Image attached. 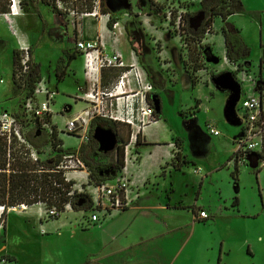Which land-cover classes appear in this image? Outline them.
I'll use <instances>...</instances> for the list:
<instances>
[{
  "label": "rangeland",
  "instance_id": "374dc122",
  "mask_svg": "<svg viewBox=\"0 0 264 264\" xmlns=\"http://www.w3.org/2000/svg\"><path fill=\"white\" fill-rule=\"evenodd\" d=\"M241 1L245 12L236 13L235 22L239 26L254 22L253 19L259 21V18H263L264 21V0ZM1 2L0 9L2 6H8L11 9L13 5L12 0H2ZM98 3L100 5V0H58V5L63 10L62 15L54 14L53 8L45 5L41 0H35L31 3L28 11H25L24 7L20 5L19 12L22 16L17 17L15 23L20 26L25 37L29 40L28 42H30L33 63L42 64L41 79L37 84L41 82L48 83L47 79L50 76L48 85L57 92L55 102L52 105L55 118L53 119L54 122L49 123V131L52 132L53 127L57 128L59 139L63 142L61 145L63 149H81L83 145L88 146L91 142L83 144L82 139L79 137L60 133L59 129L64 128L70 119L87 107L85 102L76 101V96L82 94L79 87L85 84V59L83 53L77 50L76 45L80 40L77 35L78 30L83 28L87 19H104L108 23H113L111 30L115 41L118 40L117 43L122 36V32H127L130 43L135 44L139 58L140 54H143L144 62L148 63L147 60H149L155 68L161 69L158 77L148 76V78L154 86L155 91L153 93L157 92L156 94L161 100L162 113L164 114L162 119L168 125H172V130L184 138L187 144L186 148L191 156H205L207 154L204 157L207 166L203 164L206 171L212 172L215 169H220L222 165L219 164L228 154L227 149L223 146V140L228 138L232 141L239 137L242 132L243 110L239 104L235 115L237 120H232L230 116L232 98H228L227 92L221 93L214 86V81L224 75L225 71L219 70L217 73L203 71L206 69L203 51L211 45V39L217 35V32L214 30V23L210 32L205 35L201 32L205 21L202 0H108V6L113 12L111 17L104 15L100 11V7L97 10V16L87 15L94 14L89 13L88 9L92 6H98ZM170 12L172 13L171 16ZM180 18L182 20L181 28H179ZM20 19L22 20L21 23ZM215 20H218V25L222 24L223 19L221 17H216ZM117 23L119 27L115 28ZM248 25L253 26L252 24ZM1 26L3 27L0 28V113L8 111L13 114L17 118L18 127L23 133H27L35 126L36 120L24 111V103L28 97L25 84L19 85V80L17 84L15 83V52H19L17 40L9 33L5 25L1 24ZM245 33L249 37V43L255 48L252 53L251 64L256 68L260 57L257 48L261 33L260 31L257 32L256 28H249ZM22 36L24 37V35ZM94 41H98V39ZM177 46L180 50L178 60H176L173 53L174 47ZM125 48L128 49L130 55L131 49L129 46H125ZM163 50L167 52L169 61L172 64L169 70L161 66L163 62L160 60L158 53ZM73 54L77 58L71 62L66 77L60 81L56 75L59 61L65 59L67 62L69 56ZM224 60L225 57L222 58V61ZM140 62L143 65L141 58ZM243 66L249 74H252L249 64L245 63ZM68 70L71 71L68 72ZM116 70L106 69L102 72L100 86L104 91H112L123 71ZM235 74L234 77L236 78ZM189 83L194 88H191ZM210 83L214 96L210 91V87L205 85H210ZM86 84L88 83L86 82ZM198 84L199 86L203 85V93H201L200 87L195 88ZM248 86V84L244 85V91H248ZM83 91H87V86L84 87ZM206 97L211 99L208 101ZM39 101H43L42 96ZM195 113L196 118L192 117ZM210 119H219V123L215 126L220 130L221 137L210 134L209 126L212 125ZM93 121L89 130L90 137ZM121 124L125 130V142L130 143L133 130L128 125ZM0 126H2L1 120ZM141 137L142 135L139 138L137 147L134 149L136 158L142 146ZM183 138H177V149H183V143L185 142ZM148 139H150L149 135ZM118 145L125 148L124 144ZM45 152L46 155L43 156L45 159H55L56 154L51 146ZM182 160L183 155L181 154ZM116 161L115 148L107 158L100 159L98 162L103 165L110 164L114 166L117 163ZM238 165L240 170L239 187L245 204L250 202L256 204L257 208L255 210H260L259 213L255 217L232 220L222 217L220 210H218L217 218L213 216L208 221L198 225L195 239L186 254L188 256L182 258V264H218L221 257L219 240L220 238L226 240L228 235L230 237L229 246L231 247L229 249L232 250L229 264H249L242 249L246 234H250L253 240H264V168L260 167L259 170L261 171L258 173L256 170L249 168L246 163H239ZM106 171H108L109 177L116 175L113 169L110 170L109 167H106ZM191 171L192 167H187L181 176L182 179H186V189L189 196L193 193L188 186L195 182V177ZM213 178L215 180L211 182L210 186H206L203 193L204 198L210 202L217 201V186L227 185L230 178L233 179V175L225 169L221 173L213 174ZM232 183V190L229 187L227 192L231 194L233 191L236 196H240L235 189L234 180ZM37 208L41 212L47 209L45 205H38L36 208L21 207L16 208L15 213L24 215L25 213L35 212ZM210 209L215 210V206L208 207L209 212ZM10 212L14 211L10 209L8 215ZM13 217L19 219L18 216L13 215ZM4 221L5 230H3L6 232L7 219ZM20 237L19 234H16L9 244L4 237H1L0 247L6 244L20 251L25 246L28 250L29 247L27 245L23 246L24 242H21ZM262 243L264 244V241ZM49 246L50 243L46 244L44 242V249L50 251ZM38 251L42 253L41 249ZM210 257L213 260L212 263L208 261ZM0 258H2L1 254ZM249 261L251 262V260Z\"/></svg>",
  "mask_w": 264,
  "mask_h": 264
},
{
  "label": "crops",
  "instance_id": "0c3cea01",
  "mask_svg": "<svg viewBox=\"0 0 264 264\" xmlns=\"http://www.w3.org/2000/svg\"><path fill=\"white\" fill-rule=\"evenodd\" d=\"M240 12H245L244 5L238 13ZM53 13L57 14L54 11ZM111 13L113 15L112 10ZM19 16L14 17L15 22ZM236 16L237 14L230 16L226 22L222 21L221 25H218V20H215L214 30H216L217 35L211 39V45L203 51L206 63V69L204 71L217 73V71L223 70L226 72L225 74L232 75L227 70L228 68L224 61H222V58L228 55L224 34V30H226L227 32L237 33L243 40V44L250 50L247 56H238L239 60L237 62L240 64H249L252 74L264 80L263 18H259V21L253 19L254 22L248 23L253 26H249L248 24L239 26L235 22ZM0 20V28L3 27L1 24L5 25L9 33L15 37L7 21L2 16H0ZM21 21L20 19V23ZM16 27L19 33L26 38L17 23ZM249 28H256L257 32L260 31L261 33L257 48L260 57L256 68L251 64L252 53L255 48L249 43V37L245 33ZM112 33L113 31L109 28L107 20L87 19L84 22L83 28L78 30L77 35L84 41H94L101 38L109 50L116 46L123 52L127 64H130L134 49L130 43L128 33L122 32L118 43L115 42V37H113ZM26 40L29 41L27 38ZM125 46H129L131 49L130 55ZM179 52V47H174L173 53L176 60L179 58ZM140 58L142 59V67L146 74L151 77H158L161 69L155 68L149 60H147L148 63L144 62L143 54H140ZM38 64L42 66L41 63ZM70 71L68 70V72ZM84 77L85 84L79 87V91L82 93L84 92V87L87 86L86 76ZM232 77L235 80L233 75ZM49 78L50 76L47 79L48 84ZM205 85L210 87V91L214 96L215 94L211 88V83L210 85ZM156 86L158 87L157 84ZM189 86L194 88L190 83ZM197 87L201 88V93L204 92L203 85L199 86L198 84L195 88ZM240 87L241 94L235 108L236 113L239 104L241 105L243 100V93H245L244 87L241 85ZM218 91L221 93L227 92L228 98H232L234 95V92L231 90ZM156 93H153L151 96L157 95ZM206 99L209 101L211 98L206 97ZM157 116V122L149 125L142 134V146L137 154V158L139 159L134 155L133 162L129 164V172L132 180V204L128 209L115 216L109 222L94 226H87L84 222L85 217L79 211L68 213L58 221L53 222L44 221L42 212L38 208L35 212L25 213L24 215L15 213L16 211L10 212L7 216L6 232H4V229L1 232H4V234L0 238L4 237L9 244L13 241L14 236L19 234L21 236V242H24L23 246L27 245L29 251L26 250L25 246L19 251L11 247V245L7 246L4 244L0 247V254L2 257L8 258L9 262L6 264H182V258L188 256L186 254L195 239L198 225L208 221L213 216L217 218L218 210H220L222 217L232 220L255 217L259 213L260 210H255L257 208L256 204L252 202L245 204L239 187V165L233 162V157L236 152L234 145L238 138L232 141L224 138L223 146L227 149L228 154L223 158L221 164H219L222 165L220 169L209 172V170H205L207 162L204 157L207 154L205 156H191L186 148L187 144L184 138L172 130V125H168L161 118L162 116L164 117V114L162 113L160 117L157 113ZM192 117L196 118V113ZM232 120L236 121L237 119ZM209 121L218 130L215 125L219 123V119H210ZM123 127L121 125L122 130H124ZM210 134L213 135L211 132ZM148 135L150 139H148ZM240 135L241 133L239 137ZM221 136L222 134L216 137ZM177 138H183L185 141L183 143V149L181 150L176 148ZM65 150L79 155L80 148H65ZM178 153L180 155L182 154L183 160L188 162L181 169H176L172 164ZM257 158L255 155L249 156L246 164H248L247 166L249 168L259 173L261 171L259 168H264V165ZM254 164L255 166L253 167L252 165ZM187 167H192L191 172L195 177V182L190 186L187 185L192 189L193 194L190 196L187 194L186 179L181 178ZM198 168L202 169L200 174L195 173ZM225 169L233 175V179L230 178L227 185L217 186L219 191H217V201L213 200L210 202L206 200L203 193L206 186H210L211 182L215 180L213 174L221 173ZM236 169H238V174L235 173ZM233 180L235 189L240 196H236V193L234 194L233 191L231 194L227 192L229 187H233ZM203 202L204 204H202ZM213 205L215 206V210L210 209L209 212L208 207L211 208ZM32 207L36 208L38 205ZM201 210L207 211L209 214L208 219L200 218ZM13 215L18 216L19 219L12 218ZM41 228H45L47 234H43ZM229 238L228 235L226 236V240L222 238L219 240L221 244V257L218 264H229L231 260L232 250L229 249L231 248L229 246ZM263 241L258 239L253 240L250 234H246L242 249L249 264H264ZM44 242L46 244L50 243L48 247L50 251L44 249ZM39 249L42 250V253L38 251ZM208 261L212 263L213 260L210 257ZM0 264H3L1 260Z\"/></svg>",
  "mask_w": 264,
  "mask_h": 264
},
{
  "label": "built area",
  "instance_id": "2783aa9c",
  "mask_svg": "<svg viewBox=\"0 0 264 264\" xmlns=\"http://www.w3.org/2000/svg\"><path fill=\"white\" fill-rule=\"evenodd\" d=\"M13 5L8 14L2 16L8 23L12 34L17 39L21 64L18 69L17 80H22L31 69L32 51L30 43L19 33L14 17L11 15L15 9L20 8V0H12ZM18 1V3H17ZM99 6V3H98ZM97 10L94 14L97 16ZM170 12V16H171ZM110 16V14H104ZM119 24L115 25L118 28ZM182 27V20L179 19V28ZM182 39V35L180 34ZM117 43V41H115ZM77 50L83 53L85 59V76L87 80V91L76 96V101H83L87 107L70 119L59 129L60 133L76 136L82 139L83 143L90 142L89 130L93 120L107 119L118 123H123L133 130L132 140L125 144L126 157L125 166L111 180L96 185L91 179V172L86 163L75 153L65 155L60 169L64 170L66 181L73 183L69 197L73 200L76 194L87 195L92 203L91 210H76L69 202L64 210L56 207H47L42 211L44 221H58L68 213L79 211L85 217L84 222L87 226L103 225L109 222L118 214L122 213L132 204V180L129 172V164L133 162L134 149L139 143L142 135L149 125L158 120L156 108L150 103V95L153 94L154 86L148 78L140 58L136 51L132 53V62L127 64L123 52L116 46L108 49L103 39L98 41L78 40ZM161 65L166 70L172 66L165 50L158 53ZM225 56L224 63L232 75H236L235 80L242 86L248 84V91L243 93L241 108L242 132L235 141L236 152L233 157L234 163H246L249 156L255 155L259 162L264 165V80L249 74L243 64L232 61ZM231 68V69H230ZM106 69L123 70L119 75L112 91H104L100 86L102 72ZM204 71V70H203ZM57 92L51 89L47 82L36 84L35 92L27 97L24 103V111L33 119H54L52 105L55 102ZM43 101H39L40 97ZM16 117L8 111L0 113L2 126L0 130L3 135L11 137L14 134L22 142H25L21 129L18 127ZM44 121V122H45ZM54 122V121H53ZM44 127L49 129L50 124L45 122ZM210 132L215 136H220V132L213 125L209 126ZM32 158L38 159V155L33 152ZM202 169H196L195 173L200 174ZM43 205V204H39ZM24 207V206H23ZM25 208V207H24ZM15 209L16 208H11ZM0 234L3 231V213L5 207L0 206ZM10 210V209H9ZM201 219H208L209 214L206 210L200 211ZM43 234H47L45 228H41ZM1 263L9 262L8 258L2 257Z\"/></svg>",
  "mask_w": 264,
  "mask_h": 264
},
{
  "label": "trees",
  "instance_id": "16d2710c",
  "mask_svg": "<svg viewBox=\"0 0 264 264\" xmlns=\"http://www.w3.org/2000/svg\"><path fill=\"white\" fill-rule=\"evenodd\" d=\"M1 1L0 3H2ZM34 1L21 0V5L25 11H28ZM41 1L51 6L55 13L63 14V10L58 5V0ZM242 7L243 3L241 0H202V9L205 13V21L201 30L202 34L205 35L210 32L216 17H221L226 22L230 16L238 13ZM98 8L103 14L112 16L108 0H100V5L90 7L88 12L94 13ZM9 12L10 7L8 6H2L0 9V14ZM109 28H113L112 22L109 23ZM224 34L227 54L232 61H238V56L243 57L250 53V50L243 44V40L237 33L224 30ZM132 46L134 51L137 52L134 43H132ZM76 58L77 56L73 54L69 56L67 62L65 59L59 61L56 75L60 81L66 77L67 69ZM20 64L19 52H15L16 69L14 70V78L16 84L18 82L17 74ZM41 69L42 66L40 64L32 61L29 73L23 77L28 97L35 92L36 84L41 79ZM108 70L117 71L116 69ZM18 84L22 85L23 81L21 80ZM151 99L152 96L150 95V103ZM158 114L161 117L162 112ZM35 120V126L27 133L21 131L25 142L20 141L14 134L11 137L3 135L0 130V206L5 207L3 219H7L11 208L32 207L39 204L64 210L66 204L72 202L76 210H91L93 203L87 195L76 194L73 200L69 197L73 183L66 181L64 170L60 169V166L64 161L65 155L70 154L71 151L61 147L63 142L59 139L56 127H53L52 132L44 127V123H51L52 119H46L45 122L42 119ZM121 125L118 122L107 119L94 120L91 142L88 146L83 145L80 149V158L88 166L91 172V179L96 185L105 183L115 176L109 177L106 167H109L110 170L113 169V172L117 174L125 166V148L121 145L116 147L117 163L114 166L99 163L100 159L107 158L111 152L104 153L100 151V144L94 139V132L98 127L112 130L117 136L118 143L125 145L127 144L125 142V130H122ZM50 146L56 154L54 160L43 157L46 155L45 150ZM33 152L38 155L37 160L32 158ZM187 163L186 160L181 161V155L178 153L172 164L176 169H181ZM235 173L238 174V169H236Z\"/></svg>",
  "mask_w": 264,
  "mask_h": 264
},
{
  "label": "water",
  "instance_id": "95a60500",
  "mask_svg": "<svg viewBox=\"0 0 264 264\" xmlns=\"http://www.w3.org/2000/svg\"><path fill=\"white\" fill-rule=\"evenodd\" d=\"M214 84L218 90H231L234 92V95L231 99V108H230V116L231 119L236 118L235 108L237 102L240 99L241 87L240 85L233 79L231 74H224L220 78L214 81ZM152 99L155 103L156 111L162 112V104L160 98L153 96ZM94 139L100 144V151L104 153L112 152L118 145V140L116 134L112 130H107L98 127L94 132ZM258 160V158H257ZM253 167L255 166L252 165ZM114 174V173H113Z\"/></svg>",
  "mask_w": 264,
  "mask_h": 264
},
{
  "label": "bare ground",
  "instance_id": "6f19581e",
  "mask_svg": "<svg viewBox=\"0 0 264 264\" xmlns=\"http://www.w3.org/2000/svg\"><path fill=\"white\" fill-rule=\"evenodd\" d=\"M17 3H18V1H17ZM19 15H21V14H20L19 8L17 6V8L15 9V12L11 15V17H15V16H19ZM24 207H26V206H24ZM26 208H29V207H26ZM12 211H15V209H12Z\"/></svg>",
  "mask_w": 264,
  "mask_h": 264
},
{
  "label": "flooded vegetation",
  "instance_id": "af4514ba",
  "mask_svg": "<svg viewBox=\"0 0 264 264\" xmlns=\"http://www.w3.org/2000/svg\"><path fill=\"white\" fill-rule=\"evenodd\" d=\"M151 104H153L155 106V103H154V100L153 99H151Z\"/></svg>",
  "mask_w": 264,
  "mask_h": 264
}]
</instances>
